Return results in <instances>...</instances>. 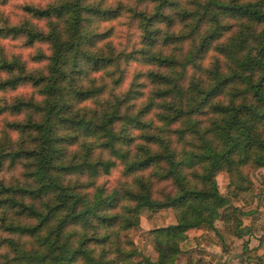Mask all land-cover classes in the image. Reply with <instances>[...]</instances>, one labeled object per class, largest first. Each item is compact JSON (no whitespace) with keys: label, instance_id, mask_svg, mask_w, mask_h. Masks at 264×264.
<instances>
[{"label":"clouds","instance_id":"clouds-1","mask_svg":"<svg viewBox=\"0 0 264 264\" xmlns=\"http://www.w3.org/2000/svg\"><path fill=\"white\" fill-rule=\"evenodd\" d=\"M0 264H264V0H0Z\"/></svg>","mask_w":264,"mask_h":264}]
</instances>
